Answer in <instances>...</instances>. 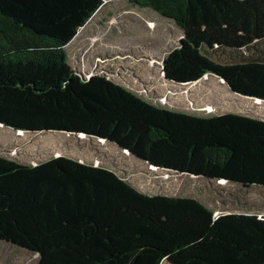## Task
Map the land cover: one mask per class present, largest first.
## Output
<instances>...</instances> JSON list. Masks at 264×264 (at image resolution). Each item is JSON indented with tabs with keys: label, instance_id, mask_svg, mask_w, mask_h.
<instances>
[{
	"label": "trees",
	"instance_id": "trees-1",
	"mask_svg": "<svg viewBox=\"0 0 264 264\" xmlns=\"http://www.w3.org/2000/svg\"><path fill=\"white\" fill-rule=\"evenodd\" d=\"M171 20L175 83L216 75L264 101V0H127ZM103 0H0V123L83 134L146 164L239 189L264 188V120L155 106L103 75L83 78L66 48ZM221 53L227 60L216 61ZM0 241L37 264H264V215L214 211L191 197L148 195L115 173L59 156L0 157Z\"/></svg>",
	"mask_w": 264,
	"mask_h": 264
},
{
	"label": "rangeland",
	"instance_id": "rangeland-1",
	"mask_svg": "<svg viewBox=\"0 0 264 264\" xmlns=\"http://www.w3.org/2000/svg\"><path fill=\"white\" fill-rule=\"evenodd\" d=\"M182 33L169 19L127 0H103L100 10L67 46V63L88 78L103 75L147 102L197 116L226 113L264 120V102L231 94L212 75L178 86L162 76L165 57ZM216 61L227 60L221 53ZM208 111V112H207ZM65 156L115 173L148 195L191 197L214 211L264 215V188L239 189L222 181L175 174L149 167L107 142L57 132L19 134L0 127V157L27 165ZM0 264H37L29 250L0 241ZM166 264V263H162Z\"/></svg>",
	"mask_w": 264,
	"mask_h": 264
},
{
	"label": "water",
	"instance_id": "water-1",
	"mask_svg": "<svg viewBox=\"0 0 264 264\" xmlns=\"http://www.w3.org/2000/svg\"><path fill=\"white\" fill-rule=\"evenodd\" d=\"M162 76H163V78H164V72H162ZM212 76H214L215 78L219 79L224 85H226L227 89L229 90V92H230L231 94H234V95H237V96H240V97L246 98V99H254V100L257 99V98H251V97L243 96V95H240V94H238V93L233 92V91L229 88V86L227 85V83L225 82V80H224L223 78L218 77V76H216V75H212ZM164 80H165L167 83L174 84V85H178V86H184V85H189V84H193V83H195V82H191V83H175V82H172V81L166 80L165 78H164ZM258 100H260V99H258ZM260 101H263V100H260ZM0 126H3V127H4V125H2L1 123H0ZM4 128H8V127H4ZM8 129H11V128H8ZM11 130H13V129H11ZM13 131H16V130H13ZM18 131H20V130H18ZM18 131H17V132H18ZM21 132H24V133H45V132H27V131H21ZM63 133H64V132H63ZM65 134H70V133H65ZM72 135H77V134H72ZM78 135H79V134H78ZM95 139H97V140H103V139H98V138H95ZM103 141H104V140H103ZM107 143H109V144L112 145V143H110V142H107ZM113 145H115V144H113ZM115 147H117L118 149H120L122 152H124V151L127 152V153H128L127 155L132 156L135 160L137 159L138 161H140V162L146 164V162H145L144 160H142V159H140V158H138V157L132 155V154L129 153L127 150H124V149L120 148L118 145H115ZM148 166H149V167H154V168H156L155 166H152V165H149V164H148ZM156 169H158V168H156ZM161 170H163V171H167V172H172V173H175V174H182V173L175 172V171H169V170H167V169H161ZM183 175H189V176H192V177H197V176L192 175V174H183ZM34 255L37 257V254H34ZM162 263L171 264V263H169V262L166 261V260H164Z\"/></svg>",
	"mask_w": 264,
	"mask_h": 264
},
{
	"label": "bare ground",
	"instance_id": "bare-ground-1",
	"mask_svg": "<svg viewBox=\"0 0 264 264\" xmlns=\"http://www.w3.org/2000/svg\"><path fill=\"white\" fill-rule=\"evenodd\" d=\"M220 81V80H219ZM221 82V81H220ZM222 83V82H221ZM252 100H254V99H252ZM255 102H260V100H258V99H256V100H254ZM208 112V111H207ZM0 127H2V128H4L3 126H0ZM17 132V131H16ZM18 133L19 134H23L24 132H21V131H18ZM80 136H82V137H84L85 135H83V134H79ZM101 142L103 141V140H100ZM103 142H105V141H103ZM124 153H126V154H128L127 152H125L124 151ZM151 168H154V167H151ZM156 169V168H155ZM222 182H224V181H222Z\"/></svg>",
	"mask_w": 264,
	"mask_h": 264
},
{
	"label": "crops",
	"instance_id": "crops-1",
	"mask_svg": "<svg viewBox=\"0 0 264 264\" xmlns=\"http://www.w3.org/2000/svg\"><path fill=\"white\" fill-rule=\"evenodd\" d=\"M260 102H264V101H260Z\"/></svg>",
	"mask_w": 264,
	"mask_h": 264
}]
</instances>
